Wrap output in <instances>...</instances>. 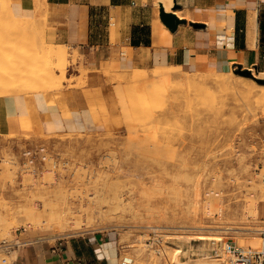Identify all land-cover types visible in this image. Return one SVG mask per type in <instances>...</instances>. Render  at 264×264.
Wrapping results in <instances>:
<instances>
[{
    "label": "rangeland",
    "instance_id": "rangeland-1",
    "mask_svg": "<svg viewBox=\"0 0 264 264\" xmlns=\"http://www.w3.org/2000/svg\"><path fill=\"white\" fill-rule=\"evenodd\" d=\"M26 1L10 0V10L7 11L5 4L2 8L8 14L0 13V68L8 71L11 63L18 64L20 68L25 65L32 67L34 63L40 66L45 56L41 51L45 52L47 48L42 43L43 38L46 43L50 41L57 45L48 33L42 1L33 0L36 9L32 13V9H29L31 5ZM11 13L17 19H26L19 20V33L11 34L12 28L5 24V21L9 23L12 20ZM32 15L35 16L34 22L30 21ZM60 46V49L63 47L67 52V75L69 68L83 60L84 55L70 46ZM12 47L17 51L10 49ZM31 58L33 60L29 61ZM35 68L33 70L36 75L32 74V78H39L41 67L40 71L38 67ZM170 68L122 71L112 69L107 64L102 66L116 94L124 120L129 117V122L125 121L121 131L38 137L0 136V242L16 241L21 232L23 235L40 233L55 236L75 235L85 231L113 233L119 242L118 256L123 264H232L230 255L222 250L226 240L255 247L261 245L257 230L264 228V105L256 102L255 98L261 96L258 99H264V93L260 86L253 88L254 83L263 85L255 78L264 79V74L258 73L253 67L238 66L230 74L186 73L180 70L179 74L170 79H159L153 75L154 70L166 71ZM79 70L83 74L87 69L81 66ZM136 70H144L146 73L140 75ZM55 73L58 77L61 74L59 70ZM3 76L5 74L2 73L0 95L24 90L22 85L30 74L20 80L14 77L16 83ZM203 76L208 79V83L203 86L193 87L191 82L190 85L187 82L186 85L182 84L181 79L184 77L193 79ZM215 77H223L225 84H213ZM29 79L31 82V76ZM66 79L57 84L49 82L48 86L61 88ZM152 80L158 83L154 84ZM159 80H162L160 88L155 87L160 85ZM178 84L181 86L178 87ZM169 86L173 89L170 90ZM196 86L202 87V90H197ZM199 91L200 95L197 93ZM121 92L128 100L134 99L131 96L136 98L134 103L129 102L130 109L127 111L120 106L118 93ZM151 92L157 94H147L144 102L146 93ZM172 92L179 94L175 97ZM143 93V97L139 96ZM163 95L166 97L163 98ZM170 95L174 98L170 99ZM141 98L138 104L136 101ZM152 99L158 102L165 100L162 104L158 103L162 107L158 104L156 107ZM140 103L142 107H139ZM136 106L140 114L133 116V109L134 113L138 112ZM151 109H154L153 112ZM152 114L155 115L154 120L150 119ZM145 118L147 121L152 120L153 125L150 122V127L156 124V128L144 130L145 125L149 124ZM157 118L161 119H158L162 123L161 127L156 123ZM170 131L176 133L173 136V139L177 136L175 142H172L173 134ZM40 145L47 147L51 158L41 172L33 174L23 169L22 152L26 148ZM178 147L181 151L177 150ZM140 153L143 156L147 153V156L143 158ZM148 154L153 156V159L149 156L152 160ZM155 159L161 161L156 162ZM33 216H39V224L30 218ZM60 221L67 222L64 230L58 225ZM201 234L216 236L211 240H199L197 237ZM4 255H7L6 252L0 251V257ZM9 255L15 259L16 252Z\"/></svg>",
    "mask_w": 264,
    "mask_h": 264
},
{
    "label": "crops",
    "instance_id": "crops-1",
    "mask_svg": "<svg viewBox=\"0 0 264 264\" xmlns=\"http://www.w3.org/2000/svg\"><path fill=\"white\" fill-rule=\"evenodd\" d=\"M32 1H26L31 13ZM41 1L55 43L84 59L69 68L61 88L0 95V136L121 131L125 120L102 70L106 64L190 73L243 66L264 74V0H172V7L171 0L165 6L160 0ZM161 5L182 20L175 30L163 23ZM18 237L29 243L9 252H16L15 264H123L113 233Z\"/></svg>",
    "mask_w": 264,
    "mask_h": 264
},
{
    "label": "bare ground",
    "instance_id": "bare-ground-1",
    "mask_svg": "<svg viewBox=\"0 0 264 264\" xmlns=\"http://www.w3.org/2000/svg\"><path fill=\"white\" fill-rule=\"evenodd\" d=\"M2 1V2H1ZM0 1V13H1V15H2V13L3 14H8V12H4V9H2L4 6H3V4H5V7L7 8V11H9L10 10V0L8 1L7 0V4L5 3V0H1ZM47 1V0H46ZM45 1V2H46ZM166 1L167 0H160V2H162L163 3V5L165 6L166 5ZM46 4V3H45ZM170 6L172 7V0L170 1ZM34 8H36V4H35V6H34ZM43 9V8H42ZM43 11V10H42ZM179 13V12H178ZM35 15V14H34ZM34 15H32V17L30 18V19H32V20H30V21H33V18L35 17ZM47 15V14H46ZM10 16H12L11 17V21H8L9 23H7L6 21H5V24H7V25H9L10 26V28H12V30H10V32H11V34H12V32H14V33H19L21 30H20V21L19 20H21V21H23V20H26V19H17V18H15V16L11 13L10 14ZM29 21V22H30ZM18 22V25L16 24ZM34 22V21H33ZM3 23V22H2ZM1 26V25H0ZM5 27V26H4ZM2 28V26L0 27V29ZM2 30V29H1ZM33 31V30H32ZM2 32H4V31H2ZM13 33V34H14ZM25 33H27V31L25 32ZM1 34V33H0ZM22 34H23V32H22ZM31 34V33H30ZM10 35V34H9ZM27 35H28V33H27ZM7 36V35H6ZM12 36V35H11ZM14 36H16L15 34H14ZM13 36V37H14ZM25 36V35H24ZM3 37V36H2ZM26 37V36H25ZM20 38V37H19ZM12 39V38H11ZM11 41V40H10ZM22 41V40H21ZM3 42V41H2ZM17 42V41H16ZM20 42V41H19ZM42 43H44L45 45H46V49H45V52L44 51H41V52H43V53H45V56L43 55V59H41V57H37L38 59H41V62H40V66H36L37 64L36 63H34L33 65H32V67H38V70H39V67H41V73H40V77L38 78H32V77H34V75L32 76V74H35V71L33 70L34 68H32V67H29V66H26L25 65V67L24 68H20L19 66H18V64H16L15 65V63L13 64V63H11L12 65H10L11 66V68L9 67V71H8V69H5V68H0V77L2 76V73L3 74H5V76H3V78L5 77V78H9L10 80H14V77H19L18 79L20 80L21 79V77H24L25 75H27V74H30V76H31V79H32V81L30 82L29 80V78H30V76H26V82H25V84H24V86L22 85V87L24 88V90H20V92H18V93H22V92H31V91H45V90H52L53 88L52 87H49L48 86V83L49 82H51V83H53V84H57L58 82H61L62 83V80H65L66 79V71H65V64H66V60H67V52L65 51V49H63V47L60 49V45H56L55 46V44L53 43V42H50V41H48V43H46V41H45V38H43V42ZM6 44V43H5ZM23 46V45H22ZM33 46V45H32ZM57 46L59 47V48H57ZM34 47V46H33ZM41 48V47H40ZM45 48V47H44ZM1 49V48H0ZM5 49V48H4ZM10 49H12L13 51L14 50H16L15 48L13 49V47L12 48H10ZM12 50H10V52L12 51ZM39 50V49H38ZM41 50H43V48H41ZM17 51V50H16ZM7 52H8V50H7ZM36 53H39L38 51L36 52ZM5 54V53H4ZM12 54V53H11ZM3 55V54H2ZM35 55V54H34ZM33 55V56H34ZM7 56V55H6ZM38 56V55H37ZM41 56V55H40ZM19 57V56H18ZM23 57V56H22ZM45 57V58H44ZM9 59H11V57L9 58ZM8 59V60H9ZM31 60H33V58H31V59H29V61H31ZM43 60V61H42ZM35 61V60H34ZM9 62V61H8ZM33 62V61H32ZM36 62V61H35ZM25 63V62H24ZM56 64V65H53V64ZM7 64V63H6ZM2 67H3V64H2ZM5 67H6V65H5ZM11 69V70H10ZM36 69V68H35ZM37 70V69H36ZM39 70V71H40ZM57 70H59L60 72H61V74H60V76L58 77L57 76V74L55 73ZM152 70V69H151ZM150 70V71H151ZM87 71V70H86ZM136 71H139V73H141L140 75H142V73L144 72V70H136ZM182 71V70H181ZM6 72H8V73H6ZM148 72V71H147ZM152 72V71H151ZM154 77H158L159 79L160 78H165V79H170V78H172L173 76H175L177 73L179 74V72H180V70L179 69H176V68H174V67H171L170 69H168V70H166V71H155L154 70ZM118 73V72H117ZM124 73V72H123ZM144 73H146V72H144ZM186 73H189V72H186ZM185 73V74H186ZM215 73H216V71H215ZM84 74V73H83ZM119 74V73H118ZM135 74V73H134ZM219 74H221V73H219ZM230 74V73H229ZM36 75V74H35ZM123 75V74H122ZM125 75V74H124ZM84 76V75H83ZM138 76V75H137ZM117 77H118V75H117ZM120 77H121V75H120ZM119 77V78H120ZM128 78V77H127ZM131 78H133V77H131ZM143 78V77H142ZM158 78H157V80H158ZM247 78V77H246ZM126 79V78H125ZM176 79V78H175ZM122 80V79H121ZM132 80H134V79H132ZM143 80V79H142ZM174 80V79H173ZM173 80H171V81H173ZM182 80V84H185L186 82L190 85V82H191V84L193 83V87H194V85H200V86H203V85H205L206 83H208V79L207 78H205L204 76L203 77H199V78H193V79H190L189 77H184L183 79H181ZM68 81V80H67ZM66 81V82H67ZM123 81V80H122ZM130 81H131V79H130ZM138 81V80H137ZM141 80L139 79V82H140ZM153 81V80H152ZM160 81H162V80H159V82ZM177 81V80H176ZM72 82V81H71ZM117 82H119V81H117ZM149 82H151V81H149ZM154 82V81H153ZM167 82H168V80H167ZM181 82V81H180ZM13 83H16L15 81H13ZM127 83V82H126ZM156 83H158V81H156ZM155 82H154V84H156ZM172 83V82H171ZM174 83V82H173ZM212 83L213 84H216V85H218V86H222V85H224L225 84V79H223V77L221 78V77H215L213 80H212ZM140 84V83H139ZM138 84V85H139ZM149 84V83H148ZM165 84V83H164ZM168 84V83H167ZM174 84H176V83H174ZM180 84V83H179ZM179 84H178V87H180L179 86ZM257 84V83H256ZM255 83H254V88H253V86H252V88H253V90L255 89V86H260V88H261V90H262V92L264 93V84L263 85H256ZM134 85H135V83H134ZM153 85V84H152ZM163 85V84H162ZM170 85V84H169ZM186 85V84H185ZM184 85V86H185ZM143 86V85H142ZM160 86H161V82H160V85L158 84V85H155V87H159L160 88ZM164 86V85H163ZM167 86V85H166ZM21 87V86H20ZM138 87V86H137ZM136 87V88H137ZM170 87V86H169ZM169 87H167V89L169 88ZM191 87H192V85H191ZM197 87V86H196ZM202 88V87H201ZM201 88H199V87H197V90L199 89V90H202ZM251 88V89H252ZM150 89V88H149ZM164 89V88H163ZM166 89V90H167ZM170 90L171 89H173V88H169ZM178 89V88H177ZM144 90H145V87H144ZM144 90H142V92H145ZM165 90V89H164ZM165 90V91H166ZM180 90H178V92H179ZM193 91V90H192ZM15 92V91H14ZM141 92V93H142ZM161 92H162V89H161ZM164 92V91H163ZM166 92H168V91H166ZM261 92V93H262ZM153 93H155V92H153ZM152 92L151 93H146V96H145V98H144V102H145V100H147V94H153ZM169 93V92H168ZM173 93V92H172ZM175 93V92H174ZM172 94V95H175V94ZM193 93H195L194 91H193ZM199 95H200V91L199 92H197ZM196 93V95H198ZM250 93V92H249ZM260 93V94H261ZM11 94H14V93H11ZM119 95H118V97H119V102H120V106H121V108L124 110V111H127L128 109H130V101H132L131 102V104L132 103H134V99H136L134 96H131V98H134V99H132V100H128V99H126V95L124 96L123 95V93L121 92V93H118ZM137 94V93H136ZM138 94H140V93H138ZM145 93H143L142 95H139V96H141V97H143V95H144ZM155 94H157V93H155ZM177 94H179V93H177ZM176 94V95H177ZM181 94V93H180ZM135 95V94H134ZM160 95V94H159ZM162 95V94H161ZM172 95H170V99L172 98L171 96ZM176 95H175V97H176ZM138 96V95H137ZM136 96V97H137ZM153 96V95H152ZM149 97H151V96H148V98ZM163 98H165L166 96H162ZM200 97V96H199ZM259 97H261V96H257V98H255L256 99V102H258V103H261L262 105H264V99L263 98H260V99H258ZM130 98V97H129ZM140 98V97H139ZM174 98V97H173ZM172 98V99H173ZM196 98V97H195ZM198 98V97H197ZM155 99H159V97H155ZM193 99H194V97H193ZM139 100H142V98L141 99H138L136 102L138 103V101ZM151 100V99H150ZM160 100H161V97H160ZM165 100V99H164ZM164 100H163V102L162 103H164ZM177 100V99H176ZM196 100V99H195ZM258 100V101H257ZM152 101L156 104V107H157V104L159 103H161V102H158V100H154V99H152ZM157 103H156V102ZM191 101V100H190ZM189 100H188V102H190ZM143 102V101H142ZM143 102V103H144ZM147 103H145L146 105L147 104H149L148 103V101H146ZM179 102H180V100H179ZM188 102L186 101V104H188ZM137 103H136V105H137ZM161 103V104H162ZM139 104V103H138ZM158 104V105H159ZM166 104H168V103H166V101H165V105ZM142 104L140 103V106L139 107H142L141 106ZM259 105V104H258ZM148 106V105H147ZM155 106V105H154ZM159 106H161V105H159ZM163 106V105H162ZM161 106V107H162ZM167 106V105H166ZM180 106V105H179ZM132 107V106H131ZM145 107V106H144ZM152 107V105L150 106V108ZM156 107H153V108H156ZM165 107V106H164ZM260 107H262V106H260ZM136 109H138L137 108V106L135 107ZM149 108V107H148ZM147 108V109H148ZM181 108V107H180ZM263 108V107H262ZM160 109V108H159ZM166 109V108H165ZM132 110V109H131ZM153 110L154 109H151V111L153 112ZM264 110V109H263ZM133 111H134V109H133ZM133 111H131L132 112V115L133 116H137L138 115V113L140 114V110L138 109V112H136V113H134ZM146 112H148L147 110H145ZM144 112V109H143V111H142V108H141V113H143ZM166 112V111H165ZM151 112H149L148 114H150ZM160 113V112H159ZM164 113V112H163ZM137 114V115H136ZM144 114V113H143ZM153 114H155V113H153ZM151 115V116H153V117H151L150 119H152V120H154L153 118H154V116L156 115ZM127 115H128V113H127ZM145 116H147V113L145 114ZM260 116V115H259ZM128 117V116H127ZM156 117H158V116H156ZM155 117V118H156ZM167 117V116H166ZM177 116L175 115V118H176ZM135 118V117H134ZM161 118V117H160ZM160 118H157L156 119V123L158 122V119H160ZM164 118H165V115H164ZM172 118H174V116L172 117ZM259 118V117H258ZM149 118H148V120H150ZM167 119H168V117H167ZM145 120H146V118H145ZM152 120H150V121H147L146 120V123L147 122H149V124L148 125H145L146 126V128H144V130H146L147 131V129H149V128H156L155 127V125L156 124H154V126L153 127H150L149 125H151L153 122H152ZM168 120H171L170 118L168 119ZM177 120V119H176ZM251 120H252V118H251ZM125 121L126 122H129V117L126 119L125 118ZM160 121H161V119H160ZM253 121V120H252ZM150 122H151V124H150ZM155 122V121H154ZM169 122H171V121H169ZM168 123V122H167ZM179 123V122H178ZM142 124V123H141ZM158 124V126H160L161 127V124L162 123H157ZM144 124H142V126H143ZM153 125V124H152ZM170 125V124H169ZM173 125V124H172ZM171 125V126H172ZM244 125V124H243ZM158 126H157V129H160V128H158ZM163 126V125H162ZM142 128V127H141ZM172 128L174 129V127L172 126L171 127V130H172ZM176 128V127H175ZM157 129H154L155 131H157V132H159V133H162V132H160V130H157ZM161 129H164V127L163 128H161ZM200 131L202 130V129H199ZM198 130V131H199ZM149 131V130H148ZM162 131V130H161ZM173 131V130H172ZM176 131H177V129H176ZM199 131V132H200ZM164 133H166L165 131H163ZM178 132H180V130L178 131ZM192 132V131H191ZM197 132V131H196ZM202 132H203V130H202ZM205 132V131H204ZM154 133H156V132H154ZM170 133L171 134H173L172 135V139H173V136H174V133H172L171 131H170ZM169 133V134H170ZM170 134V135H171ZM179 134V133H178ZM177 134V135H178ZM148 135V134H147ZM146 135V136H147ZM163 135V134H162ZM170 135H168V137H171ZM175 135H176V133H175ZM205 135V134H204ZM149 136V135H148ZM165 136V135H164ZM192 136V135H191ZM206 136V135H205ZM205 136H204V138H205ZM177 137V136H176ZM176 137H174L175 139H173L172 140V142L175 140H177L176 139ZM193 137H194V135H193ZM192 137V138H193ZM150 138V137H149ZM182 140V139H181ZM191 140V139H190ZM149 141H150V139H149ZM153 141V140H152ZM174 141V142H175ZM167 142V141H166ZM165 142V143H166ZM170 142V141H169ZM184 142V141H183ZM160 144H161V142H160ZM210 144V143H209ZM213 144V143H212ZM211 144V145H212ZM162 145V144H161ZM182 145V144H181ZM181 145L179 146V147H181ZM151 146V145H150ZM183 146H184V143H183ZM215 146H217V144L215 145ZM177 147V146H176ZM178 147V151L180 150L181 151V149ZM192 147H193V145H192ZM191 147V148H192ZM201 147V146H200ZM206 147V146H205ZM139 149H140V147H138ZM169 148V147H168ZM194 148V147H193ZM202 148V147H201ZM204 148V147H203ZM216 148V147H215ZM175 150V149H174ZM202 150V149H201ZM172 151V150H171ZM189 151H191L190 149H189ZM206 151V150H205ZM139 151L137 150V153H138ZM145 152H148L147 150L145 151ZM152 152V151H151ZM153 153H155V152H153ZM153 153H151V154H153ZM157 153V152H156ZM175 153V152H174ZM186 153H187V150H186ZM140 154H142V153H140ZM147 153H145V155H146ZM176 154H181V153H176ZM184 154V153H183ZM204 154V153H203ZM143 156V154H142V157L144 158V157H146V156ZM153 155H155V154H153ZM172 155V154H171ZM149 156H152V155H149L148 154V157ZM198 156V155H197ZM215 156V155H214ZM213 156V157H214ZM210 157H212V156H210ZM140 157H138V159H139ZM150 158V157H149ZM152 159H153V156L151 157ZM150 158V159H151ZM101 159V158H100ZM151 159V160H152ZM156 160V159H155ZM155 160H154V162H155ZM160 160V159H159ZM158 160V161H159ZM157 160H156V162H158ZM161 161V160H160ZM172 161V160H171ZM153 162V163H154ZM155 162V163H156ZM164 162V161H163ZM162 162V163H163ZM167 162V161H166ZM136 165H138V164H136ZM160 165H162V164H160ZM165 165H166V163H165ZM140 166V165H139ZM148 166V165H147ZM173 166V165H172ZM146 167V166H145ZM151 167V166H150ZM162 168H164L165 169V167H163L162 166ZM168 168V167H167ZM170 168V167H169ZM172 168V167H171ZM152 169V168H151ZM129 170V169H128ZM131 170V169H130ZM145 170V169H144ZM149 169H147V171H148ZM163 171H165V170H163ZM170 171V170H169ZM122 172V171H121ZM149 172V171H148ZM167 172V171H166ZM127 173V172H126ZM141 173V172H140ZM147 173V172H146ZM133 174H136V173H133ZM154 174V173H153ZM156 174V173H155ZM154 174V175H155ZM168 175H170L169 173H168ZM134 176V175H133ZM151 176H152V174H151ZM150 176V177H151ZM160 176V175H159ZM159 178V177H158ZM154 179V178H153ZM152 178H151V180H153ZM160 179V178H159ZM144 180V179H143ZM161 180V179H160ZM155 181V180H154ZM143 183H144V181H143ZM145 184V183H144ZM149 185V184H148ZM171 185V184H170ZM172 187H174L173 185H172ZM196 187V186H195ZM201 191V190H200ZM110 192V191H109ZM105 193H106V191H105ZM128 193V192H127ZM115 194V193H114ZM123 194V193H122ZM100 195V194H99ZM98 195V196H99ZM111 197V196H110ZM112 197H114L113 196V194H112ZM118 197V194H117V196H116V198ZM122 198V197H121ZM106 199V198H105ZM123 199V198H122ZM103 200V199H102ZM108 200V198L106 199V201ZM113 200V199H112ZM120 200V199H119ZM105 201V200H104ZM109 201V200H108ZM107 201V202H108ZM114 201H115V199H114ZM116 201H118V200H116ZM125 201V200H124ZM132 201V200H131ZM134 201V200H133ZM111 202V201H110ZM127 202V201H126ZM95 203V202H94ZM117 203V202H116ZM31 204V203H30ZM92 204V203H91ZM97 204V203H96ZM99 204V203H98ZM37 205V204H36ZM89 205V204H88ZM107 205V204H106ZM38 206V205H37ZM93 206V205H92ZM71 207V206H70ZM83 207V206H82ZM102 207V206H101ZM45 208H46V206H45ZM32 211V210H31ZM63 211V210H62ZM111 211V210H110ZM66 212V211H65ZM164 212V211H163ZM10 213V212H9ZM161 213V212H160ZM65 214V213H64ZM141 214V213H140ZM159 214V213H158ZM191 214V213H190ZM157 215V214H156ZM182 215V214H181ZM198 215V214H197ZM59 216V215H58ZM159 216V215H158ZM182 216H185V215H182ZM84 217V216H83ZM149 217V216H148ZM152 217V216H151ZM162 217V216H161ZM181 217V216H180ZM188 217V216H187ZM190 217V216H189ZM194 217V216H193ZM31 219H33V220H35L36 221V223H40V218H39V216L38 217H30ZM82 218V217H81ZM174 217H172L170 220H172ZM231 218H233V217H231ZM236 218V217H235ZM186 219V218H185ZM230 219V218H229ZM44 220V219H43ZM56 221V220H55ZM83 221V220H82ZM160 221V220H159ZM203 223V222H202ZM104 224V223H103ZM206 224V223H205ZM58 225H59V227H61L63 230L67 227V222L66 221H60L59 223H58ZM82 225V224H81ZM85 225V224H84ZM183 225V224H182ZM236 225V224H235ZM52 226V225H51ZM227 226H229V225H227ZM238 227V226H237ZM241 227V226H240ZM247 227V226H246ZM185 228V227H184ZM245 228V227H244ZM230 229V228H229ZM252 230H254V229H252ZM66 231V230H65ZM212 232V231H211ZM189 234V233H188ZM204 234V233H203ZM216 234V233H215ZM214 234V236H208V235H198V239L199 240H211V238H213V237H215L216 235ZM178 252H180V250H178Z\"/></svg>",
    "mask_w": 264,
    "mask_h": 264
},
{
    "label": "built area",
    "instance_id": "built-area-1",
    "mask_svg": "<svg viewBox=\"0 0 264 264\" xmlns=\"http://www.w3.org/2000/svg\"><path fill=\"white\" fill-rule=\"evenodd\" d=\"M22 167L33 174H38L49 162L51 156L46 146L26 148L22 152ZM264 182V180H263ZM259 238L262 240L260 246L240 244L234 240H226L222 245V250L230 255L232 264H264V228L257 230ZM29 241H7L0 242V251L7 255L0 257V264H15V259H11L9 252L16 247L25 246Z\"/></svg>",
    "mask_w": 264,
    "mask_h": 264
},
{
    "label": "water",
    "instance_id": "water-1",
    "mask_svg": "<svg viewBox=\"0 0 264 264\" xmlns=\"http://www.w3.org/2000/svg\"><path fill=\"white\" fill-rule=\"evenodd\" d=\"M160 16L163 23L171 30H175L177 25L182 22V20H179L174 14L165 12L163 5L160 6ZM255 79L257 82L264 84V79Z\"/></svg>",
    "mask_w": 264,
    "mask_h": 264
}]
</instances>
